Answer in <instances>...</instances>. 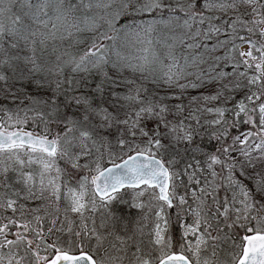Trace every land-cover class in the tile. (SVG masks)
<instances>
[{"label":"snow or ice","instance_id":"snow-or-ice-1","mask_svg":"<svg viewBox=\"0 0 264 264\" xmlns=\"http://www.w3.org/2000/svg\"><path fill=\"white\" fill-rule=\"evenodd\" d=\"M0 94L21 101L0 105V264H264V0H0ZM181 143L190 199L162 155ZM128 190L122 236L108 209ZM221 224L230 259H205Z\"/></svg>","mask_w":264,"mask_h":264},{"label":"trees","instance_id":"trees-1","mask_svg":"<svg viewBox=\"0 0 264 264\" xmlns=\"http://www.w3.org/2000/svg\"><path fill=\"white\" fill-rule=\"evenodd\" d=\"M149 18L150 17H144V19H149ZM129 22H131V21L127 20V18H125V20L119 21V24L122 25L124 23H129ZM98 82L99 81L96 78L88 79L87 83L79 89V93H84V94H87L90 96H95L96 95V85L98 84ZM24 89H27V93L24 92ZM17 90L20 91L21 93H24L25 96L28 93H31L34 95L35 94H39V95H46L47 94L43 90L37 89V87L35 85L25 84L24 88H21L20 85L17 84ZM213 90L214 89L212 86H207V87H203V88L196 89V90L190 89L185 94L183 102L186 105H188L190 103V98L200 97L202 94L203 95L209 94ZM157 91L159 92V94L161 96H163L169 90L158 89ZM96 100H97V102H100V97L96 96ZM171 102L176 103L175 100H172ZM0 105H3L4 107L10 108V109H16L17 106L21 105V101L19 99H13L12 97L6 98L3 96V94H0ZM197 106L198 105L195 103L192 104V107H197ZM73 111H75V109H73ZM211 118L212 117L210 115L205 117V119H211ZM33 129H35L37 132H39L41 130V127L35 123H30L28 125L27 130H33ZM53 130L55 131V129H53ZM195 142L197 144L202 143L206 149L210 150L212 148V145L206 140L205 137H196ZM165 143L167 144L168 142L165 141ZM129 154H132V153H129ZM162 155L164 156V159H166V160L169 159L170 157L175 158L177 160V164L175 165V171L178 173V175H177L176 179L179 177L182 169H185L187 166H191L192 164L195 163V159L193 157V148H192L191 144L181 143V144L176 145L174 147H170L168 149V151L166 153H162ZM121 160L122 159L117 158L115 160V163H117ZM110 164H112V163H106V166L110 165ZM190 186H191L190 189H193V188L197 189L198 187H200V185H198V184L196 185L195 182H193V185L191 184ZM176 191L179 195H187L186 192H182L177 187H176ZM220 195L223 196V193H221ZM108 210L112 213V216L115 218V220L118 221L116 225L115 224L111 225L112 229L115 230L118 234H120L122 236H131L135 227H136V222L140 219V216H141L140 211L136 208L129 207L127 205H122V204L121 205L113 204L110 206V208ZM95 215L98 217L100 215V211H98L97 214H95ZM170 215H172V224L169 226V231L171 232L172 236L176 240V238L180 237V232L178 229L179 226L176 224L175 214L173 216V210H170ZM183 220H184V218H183ZM96 223H97V225H99V219H97ZM221 229H223V230L220 232L214 231L215 234L219 237L231 236L232 238H234L236 236V233H233L230 229L224 228L223 224H221ZM99 230L101 232L105 231L103 228H101ZM64 239H67V237H64ZM144 242H145V244L147 243V236L144 237ZM93 246H94V242H93Z\"/></svg>","mask_w":264,"mask_h":264},{"label":"rangeland","instance_id":"rangeland-1","mask_svg":"<svg viewBox=\"0 0 264 264\" xmlns=\"http://www.w3.org/2000/svg\"><path fill=\"white\" fill-rule=\"evenodd\" d=\"M193 169L191 166H187L185 169H182L180 172L179 177L176 179V187L180 189L182 192H186L189 199H190V193L191 192H198L199 187L197 189H190L191 184L193 185L192 180L189 179V172H192ZM196 171H201L200 169H197ZM184 178V179H183ZM243 179V178H241ZM197 185V184H196ZM132 190H128L127 192H122L120 197H118L115 201L112 202L111 205L116 204V205H127L129 207H132ZM109 205V208L110 206ZM134 208V207H133ZM97 214V213H96ZM173 216H174V210H173ZM185 222H191V218L189 216H185L184 220L181 221V223ZM91 226V225H90ZM179 232H180V237L176 238V241H182L183 240V228L179 227ZM170 232V231H169ZM171 234V232H170ZM172 235V234H171ZM212 237H219L215 234L214 231H212ZM208 239V245L207 247H202L201 250V256L205 259H214L212 257V246L215 245V250L217 253V256L221 259L228 260L230 259L231 253L234 250L233 245L236 242L234 238L231 236L229 237H219V239H212V238H207Z\"/></svg>","mask_w":264,"mask_h":264},{"label":"water","instance_id":"water-1","mask_svg":"<svg viewBox=\"0 0 264 264\" xmlns=\"http://www.w3.org/2000/svg\"><path fill=\"white\" fill-rule=\"evenodd\" d=\"M130 155H135V153H132V154H130ZM126 158H127V157H125V159H126ZM121 163H123V160L117 162L116 164H121ZM112 166H113V164H110V165H107L106 167H112Z\"/></svg>","mask_w":264,"mask_h":264}]
</instances>
